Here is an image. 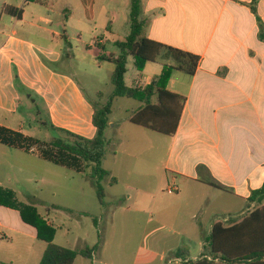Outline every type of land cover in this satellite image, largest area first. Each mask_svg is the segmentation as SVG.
<instances>
[{
	"label": "crops",
	"instance_id": "1",
	"mask_svg": "<svg viewBox=\"0 0 264 264\" xmlns=\"http://www.w3.org/2000/svg\"><path fill=\"white\" fill-rule=\"evenodd\" d=\"M142 4L144 18L150 22L146 37L188 53L197 62L193 67L189 60H183L191 66L192 73L175 70L168 84L171 93L185 99L176 134L168 137L131 124V113L139 110L141 103L130 112L125 130L141 138L142 148L133 153L115 150V159L120 155L123 158L109 174L120 180L126 167L131 175L126 181L150 205L149 214L156 229L150 242L156 238L159 242L173 239L178 249L195 245L196 254L189 253L188 262L207 258L220 263L209 246L215 225L228 228L242 221L257 208L249 202L252 194L264 187V0H142ZM6 7L0 20V126L34 138L26 130L30 121L22 113V95H28L29 101L41 96L50 106L52 119L57 121L58 114L64 117L73 106L72 101L65 102V93L69 95V88L70 94L79 93L75 88L71 91L70 78L45 69L29 34L18 29V22L25 21L26 10ZM18 11H22L20 16L16 15ZM64 13L68 21L69 13ZM39 21L52 23L45 17ZM104 43L100 40L97 46L103 47ZM29 55L45 74L35 76L34 81L22 75L16 80L13 65L31 69ZM48 55L53 60L60 59L53 51ZM165 65L179 66L174 58L164 54L157 62L148 63L134 84L145 87L162 74ZM93 117V107L83 104L81 116L76 119L84 124L74 130L76 135L95 138ZM108 127L115 130L120 125L110 120ZM121 140L116 138L113 145L119 148ZM33 157L41 159L36 153L0 144V190L17 198L19 188L13 183L23 177L32 181V172L38 171ZM151 166H156L160 174H155ZM173 187L177 191L171 193ZM6 231L21 234L27 243L38 238V231L22 221L20 212L0 205V235L4 237L0 245L14 246L15 238ZM174 253H170L168 264H184L174 259ZM10 254L0 251V263L14 264ZM95 259L97 254L92 260Z\"/></svg>",
	"mask_w": 264,
	"mask_h": 264
},
{
	"label": "rangeland",
	"instance_id": "2",
	"mask_svg": "<svg viewBox=\"0 0 264 264\" xmlns=\"http://www.w3.org/2000/svg\"><path fill=\"white\" fill-rule=\"evenodd\" d=\"M46 3L50 4L51 8H47V5L26 4V0H0V20L7 5L26 10L25 21L18 22V29L29 34L27 36L30 42L37 46L34 52H37L42 65L46 66L45 69L49 73L70 78L73 84L71 91L75 88L79 93L78 96L70 94V88L69 95L65 93V102L72 101L73 106L63 114L64 117L58 114L57 121L52 119L50 106L41 96H34L29 101L28 95H22V113L30 121L26 130L40 141L67 139V136L60 130H55L52 124L58 129L76 134L74 130L84 124L76 119V116H81L83 104L91 105L94 109L96 104L108 103L114 91L112 75L115 65L98 58L100 55L120 56L121 51L115 43L126 41L130 35L131 0H46ZM65 10L69 13L68 21L65 19ZM41 17L49 18L52 23L39 21ZM109 28L111 32L108 31ZM53 33L65 37H54ZM100 40L105 41L103 50L97 46ZM51 51L60 55L59 61L48 55ZM27 57L31 69H19L16 65L12 67L16 80L22 75L23 78L34 81L35 76L45 74L41 68H36L32 55ZM140 76L134 60L129 58L126 84L133 86ZM140 105V102L127 98L114 101L110 120L118 123L120 127L115 130L108 127L106 130L108 147L102 163L104 170L110 172L123 158L120 155L119 159H115V150L133 153L142 148L141 138L127 134L125 130L129 125L127 119L130 112ZM79 131L85 133L81 129ZM77 134L83 136L81 133ZM116 138H121L123 142L119 148L113 145ZM32 159L38 164V171L32 172V181L28 182L23 177L22 181L13 183L19 188L18 197L13 202L33 207L50 221L52 224L48 225L54 230L50 241L58 246L81 251L94 248L99 239L102 240L95 261L78 257L75 264H168L170 253L178 250L173 239L159 242L156 238L150 242L156 232L153 218L149 214L150 205H146L144 197L126 181L131 176L126 167L122 179L118 180L110 174V177L102 182L107 204L102 207L94 182L87 178V175L92 173V168L86 171V175H79L37 157ZM150 169H153L155 174H160L156 166H151ZM112 179H116L117 184H111ZM11 209L20 212L16 208ZM69 211H74V214ZM95 219L98 225H95ZM6 234L15 238L14 246L3 243L0 246L5 248H0V251L6 255L11 253L14 264L40 263L48 247L47 239L38 237L27 243V239L21 234L12 235L9 231H6ZM1 239L4 237L0 235ZM180 247L189 251L192 256L198 248L195 245ZM6 264L10 262L6 261Z\"/></svg>",
	"mask_w": 264,
	"mask_h": 264
},
{
	"label": "trees",
	"instance_id": "3",
	"mask_svg": "<svg viewBox=\"0 0 264 264\" xmlns=\"http://www.w3.org/2000/svg\"><path fill=\"white\" fill-rule=\"evenodd\" d=\"M26 2L47 5L44 0H26ZM21 12L18 11L16 15L20 16L18 13ZM149 23L144 18L142 0H131L130 35L126 41L115 43L121 55L118 57L100 55L98 58L115 65L112 75L114 91L107 104H96L94 107L93 124L97 130L94 139H86L70 131L53 127L66 135L67 139L56 138L50 141H40L0 126V144L23 150L26 153L36 152L44 161L77 173H86L92 168L90 178L97 190L99 203L105 207L106 192L102 182L109 178L110 174L102 168V163L108 147L106 130L109 126L114 101L118 98H127L142 103L139 110L131 113L130 123L160 135L173 137L182 118L185 99L171 93L168 90V84L175 70L192 73L191 66H186L183 60H189L193 67L197 62V58L188 53L148 39L146 30ZM108 31L111 32V29L109 28ZM261 37L264 39V33ZM66 42H68L67 39ZM99 48L103 50L102 46ZM164 54L174 58L179 66L174 68L165 65L162 74L153 78L145 87H138L137 83L133 86L126 84L129 58L134 60L136 70L141 73L148 63L157 62ZM100 96L103 95L100 94ZM111 184H117V180L112 179ZM210 185L215 187L214 184ZM14 199L12 193L0 190V205L18 209L23 221L38 231V237L49 241L40 264H75L78 257L92 260L94 254L100 249L101 238L94 248L81 251L52 243L50 239L54 235V230L48 225L46 219L33 207L17 204L16 201L14 203ZM263 201L264 187L252 194L249 202L256 204L257 208L242 221L228 228L222 224L215 225L209 239V246L215 259L219 256L220 263L209 261L207 258L197 262H188L189 252L184 249H178L173 254L174 259L182 260L184 264H264ZM54 208L60 209L59 207ZM94 222L98 225L96 219Z\"/></svg>",
	"mask_w": 264,
	"mask_h": 264
},
{
	"label": "built area",
	"instance_id": "4",
	"mask_svg": "<svg viewBox=\"0 0 264 264\" xmlns=\"http://www.w3.org/2000/svg\"><path fill=\"white\" fill-rule=\"evenodd\" d=\"M34 150H32V152H33ZM171 193H173V192H175V191H177V188L176 187H173V188H171L170 190H169Z\"/></svg>",
	"mask_w": 264,
	"mask_h": 264
}]
</instances>
